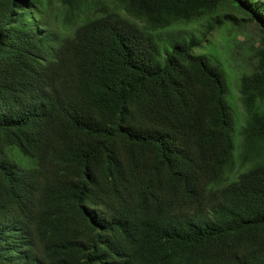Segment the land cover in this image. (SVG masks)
Instances as JSON below:
<instances>
[{
    "label": "trees",
    "instance_id": "obj_1",
    "mask_svg": "<svg viewBox=\"0 0 264 264\" xmlns=\"http://www.w3.org/2000/svg\"><path fill=\"white\" fill-rule=\"evenodd\" d=\"M227 20L238 149L224 72L152 34ZM0 264H264V0H0Z\"/></svg>",
    "mask_w": 264,
    "mask_h": 264
},
{
    "label": "rangeland",
    "instance_id": "obj_2",
    "mask_svg": "<svg viewBox=\"0 0 264 264\" xmlns=\"http://www.w3.org/2000/svg\"><path fill=\"white\" fill-rule=\"evenodd\" d=\"M59 9L58 3H53L48 13L56 19ZM224 11L236 15L239 19L244 16L237 9L226 7ZM209 20L213 21L212 18ZM209 22H205L203 26L194 22L176 23L155 30L152 34L163 46H165L166 36L171 33L179 34L182 42L196 40L194 51L206 54L224 72L227 83L226 98L234 118L235 148L238 149L242 141L241 130L246 120L240 100L239 78L253 67L255 62L253 47L259 44L260 30L254 21L246 20L241 23V26H234L230 20H227L222 26L207 31Z\"/></svg>",
    "mask_w": 264,
    "mask_h": 264
}]
</instances>
